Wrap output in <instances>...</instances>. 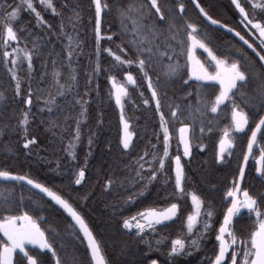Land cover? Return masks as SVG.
<instances>
[{"label": "trees", "instance_id": "trees-1", "mask_svg": "<svg viewBox=\"0 0 264 264\" xmlns=\"http://www.w3.org/2000/svg\"><path fill=\"white\" fill-rule=\"evenodd\" d=\"M102 1L107 7L101 16V38L97 42L94 0H52L56 7L55 13L41 0H33L36 10L47 23L38 21L35 13L26 4L22 5L21 0H0V5H4L0 8V17L11 12L14 7L19 6L20 9L13 21L19 38L7 41V47L2 38L3 23L0 22V169L28 175L69 200L84 216L100 243L106 264H151L152 260L158 264H211L219 248L216 240L219 224L223 222V214L231 203L227 191L233 187L234 180L239 179L251 129L264 114V108L259 103L260 79L252 74L264 70L260 68L261 63L256 55L235 37L209 25L197 11L193 0H158L166 15L168 8L173 9L182 38L187 39L185 22L196 23L199 34H207L206 42L217 55L228 57L230 61L240 60L242 70L247 74L246 82L238 83L232 99L250 117L248 126L235 133L231 154L222 161L218 156L219 140L224 128L230 126L232 100L221 105L217 113H211L210 107L208 111L201 107L200 112H195L198 85L202 83L204 91L211 93L210 99H214L219 92V83L189 79L186 68L171 82H165L161 76L162 83L158 91H164L167 95L160 97V111L168 120L172 135L168 146L169 156L160 170L163 131L160 113L156 110L147 80L139 71L138 64L121 65L107 51L111 48L125 59L136 58L135 49L128 43L131 34H125L117 13V6L126 5L129 0ZM199 2L209 15L238 30L264 54V44H261L258 31L254 25L244 26L246 21L232 0ZM240 2L248 12V19L264 22V9L253 7L252 0ZM181 3L185 6L182 12L179 9ZM73 11L79 13V20L69 23ZM62 22L65 25L63 30L60 28ZM49 25L52 27L49 28ZM128 27L131 28L130 23ZM63 32L74 38L78 36L79 43H73L70 49L68 37ZM33 43L38 48L33 49ZM17 45L21 49L33 51L31 69L22 53L16 65L11 63L16 54L12 49ZM121 45L127 51H123L119 47ZM5 50L9 52L7 63L3 57ZM69 50L73 52L71 58L68 57ZM198 55L201 60L210 59L205 51L199 50ZM179 59L181 64H185L183 55ZM9 69L16 71L19 77V94L15 87L16 80ZM210 70L215 71V68L210 67ZM128 71L135 76L137 85H126L129 95L124 98L123 112L130 121L129 129L134 135L130 147L124 149L121 143V108L112 95L109 77L116 76L118 81H126L124 73ZM54 72H59V83L65 85L63 90L56 85ZM73 75L75 80H70L69 77ZM150 75L155 80L156 70H150ZM29 87L33 90L31 105L26 103ZM241 93H244L243 97ZM50 98H54V103H48ZM145 99L149 100L148 104H144ZM170 105L180 106L179 119L171 118ZM189 105L192 106L195 119L189 116ZM24 112L29 113L27 136L24 134L25 125L19 123ZM201 112L204 114L201 115ZM181 123L190 125L189 156L183 155V143L179 140ZM77 128L80 136L74 143L73 157L69 154V144L74 140ZM32 136L36 137L35 143L25 148L24 140ZM262 148L264 130L252 156L260 155ZM146 152L148 155H145ZM153 153L157 154L155 160L151 159ZM176 155L181 156L185 172V192L195 191L204 202L203 210L211 208L214 213L212 225L200 240L198 248L187 246L192 239V234L187 233L185 222L187 214L193 210L191 197L170 198L178 192L175 188ZM142 163L144 167H141ZM148 164L152 167L148 168ZM81 167L85 170V177L80 184H76ZM258 167L257 161L251 157L242 188H247L250 194L256 196L260 207L264 208V172L258 175ZM154 170L157 171V177L149 182L148 178ZM137 172L140 174L137 175ZM109 180L113 183L106 187ZM130 196L133 199L129 200ZM5 199L11 201L10 214L20 215L27 211L37 218L56 249V257L60 258L61 264H95L82 232L77 226L71 227L75 224L71 216L50 197L27 181L0 178V202ZM172 202L180 206L178 216L156 225L155 230L139 232L123 224L124 219L134 217L141 211L148 208L162 209ZM38 206L41 211L35 210ZM203 210L201 220L207 219ZM3 211L4 208L0 206V212ZM254 218V213L244 211L239 218L234 219V228L239 236H246L252 230ZM202 227V223L198 224L193 231L199 233ZM177 236L186 240V250L170 256L171 242ZM0 241L6 242L3 233H0ZM29 253L37 257L39 264H56L50 251L30 249ZM17 258L16 255L14 264Z\"/></svg>", "mask_w": 264, "mask_h": 264}, {"label": "snow or ice", "instance_id": "snow-or-ice-1", "mask_svg": "<svg viewBox=\"0 0 264 264\" xmlns=\"http://www.w3.org/2000/svg\"><path fill=\"white\" fill-rule=\"evenodd\" d=\"M45 3L53 13L56 12V7L52 3V0H41ZM235 7L242 14L244 20L246 21L245 27L249 24L254 25L255 29L259 32V37L261 38V44H264V22L260 20L248 19V12L241 4L240 0H232ZM147 3V6H146ZM21 4H26L27 8L35 13L38 21L47 23L43 21V17L40 12L36 10L33 0H21ZM95 4V33L96 40L99 42L100 36V16L102 8L107 7L106 4L102 5L101 0H94ZM196 6L199 8L200 12L213 24H220L221 21L213 19L211 15L200 6L199 0H196ZM4 5H0V8ZM184 4H179V9L181 12L184 10ZM253 7L264 8V4L253 3ZM19 6L12 8L11 12H7L0 17V22L3 23V33L2 38L5 41V47H7V41L18 40L17 30H14L13 21L17 18L19 13ZM168 15L162 10L161 5L158 0H129L126 5H118L117 13L121 20L122 27L125 34H131L128 38V43L135 49L137 55L135 59H125L123 56L117 54V52L112 51L109 48L107 51L115 58L117 62L121 65H131L138 64L139 71L142 73L143 78L147 80V87L151 89V97L155 99L156 110L160 113V127L163 131V155L159 157L160 170L164 168L165 158L169 156V142L172 133L169 131V122L165 118V115L161 108V96H166L167 93L164 91H158V87L161 85V76H163L165 82H171L174 77L182 74L184 69H187V74L189 79L195 78L197 82H219V92L215 94L214 99H210L211 93L204 91V85L201 83L196 89L197 96V106L195 107V112H200L201 107L205 111L209 110L211 113H217L218 108L224 104L227 100H232L231 104V121L230 126H226L223 130V134L219 140V159L224 158V154L227 152L231 154V149L234 145L235 133L243 131L249 124V113L246 112L240 105L236 103L232 96L234 95V90L238 88V82H246V71L242 70L240 60H229L228 57L219 56L216 52L209 46L207 41V34H199L198 25L196 23L185 22L184 32L187 39L181 37V28L175 23L174 11L172 8L167 9ZM157 18L159 22H157ZM73 20H79V13L73 11L71 17H69V23ZM145 21H148L145 23ZM128 23L131 24V28L128 27ZM225 28L229 25L224 24ZM52 26L49 25V28ZM63 30L65 25L63 22L60 25ZM73 28L75 25L73 24ZM231 31L235 32L237 36H240L241 40H244L249 47H254L249 41L245 40L241 36L240 32H237L235 28ZM62 34L68 37V47L71 49L73 43H79V37H72L70 34L63 32ZM159 41V42H158ZM122 48V45L119 46ZM38 48L36 43H33V49ZM197 48L203 49L207 56L210 58L207 61L201 60L196 55ZM127 51V49H123ZM12 52L17 55L13 56L11 63L16 65L20 59V54H23L28 62V68H32V57L33 51L27 49H21L19 45L12 49ZM97 52H99V46L97 47ZM260 61H264V54L257 53ZM73 52L68 51V57L71 58ZM183 55L185 59V64H181L179 57ZM3 57L7 63V58L9 57V52L5 50L3 52ZM210 67H214L215 71H211ZM99 64H97V69ZM260 68L264 70V64L260 65ZM150 70H156L157 75L155 80L152 75H150ZM12 78L16 80V91L17 94L20 92V80L16 71L9 69ZM260 79L261 87L258 89L260 100L259 103L262 108H264V71L254 72ZM56 85L63 90L65 85L59 83V72L53 73ZM126 81H118L116 76H110L109 79L112 81V95L115 97L116 104L121 108L120 120L123 124V135L121 138V143L124 149H128L132 142L134 133L130 131L129 125L130 121L125 118L123 108H124V98L129 95V89L126 85H137V80L131 71L125 72ZM70 80H75V76H70ZM70 87V85H69ZM29 95L27 97L26 103L31 105L32 103V88L28 89ZM190 94V93H189ZM244 93H241L243 97ZM48 103H54V98H50ZM149 100L145 99L144 104H148ZM247 104L248 102L245 101ZM170 107V115L173 120L179 119V105L176 107ZM189 116L195 119L193 112L191 111L192 106L189 105ZM82 111H85L82 109ZM204 113L201 112V115ZM28 112L23 113V119L19 123L25 125L24 134L27 136V123H28ZM79 124V121H77ZM190 125L187 123H181L178 129L179 140L184 145V156H189L191 151V140L189 138ZM264 130V116H260L259 121L255 124V127L251 129V136L247 143V152L244 154V160L247 161L249 154L253 151L254 144L257 140V133ZM203 132V128H201ZM79 128H77L74 140L69 144V154L73 155L72 151L74 143L79 140ZM36 137L32 136L30 139L24 140V146L27 148L30 144L35 143ZM91 143V139L89 140ZM203 147V145H200ZM145 155H148L146 152ZM142 159V158H141ZM151 159H157V154L153 153ZM175 160V188L178 190L177 195L170 197L173 200L191 197V203L193 210L187 214L186 226L187 233L192 234V239L190 244L194 248L200 247V240L209 231L212 225V216L214 215L211 208L203 210V200L200 195L195 191L185 192L183 187V181L185 179V172L183 165L181 164V156L176 155ZM259 163L261 167H258L257 172H264V148L261 149V154L259 157ZM145 165L142 163L141 167ZM148 168L152 165L148 164ZM140 173L137 172V175ZM240 178L245 175L244 168L240 167L239 170ZM85 177V170L83 167L79 169L77 174L76 184H80L81 180ZM157 177V171L151 172V177H149V182ZM0 178H5L6 180H24L27 181L29 185H34L35 188L40 189L42 192L47 193L49 197H52L58 204H60L71 216L75 224L71 227H79V230L83 232L84 237L87 239V246L91 250V258L95 261V264H106V260L101 251L100 243L97 241L92 230L89 228L84 216L77 210L73 204L65 199L62 195L53 191L52 188L47 187L45 184L38 182L35 179L30 178L28 175H19L17 173L0 169ZM143 179V177H141ZM113 183L112 180L107 181L106 187ZM242 191V198H241ZM227 196L231 198V204L228 206L226 212L223 214V222L219 224V229L217 231L216 240L219 242L218 252L215 254L212 264H228V260L225 259L226 254L230 252L231 264H264V208H261L259 201L256 196L249 193L247 188L241 189V184L238 180H234V185L227 191ZM21 199H23L21 197ZM129 200L133 197H128ZM10 204L11 201L5 199L0 202V206L4 208L3 212H0V233L7 238L6 242L0 241V264H13V255L17 254L16 264H39L36 256L31 255L28 250V245H38L39 249L51 250L52 254L56 256V249L50 242L46 231L37 223V218L29 215L27 211L20 215L10 214ZM179 205L176 202L170 203L167 207L162 210H157L156 208H148L136 214V216L131 218H126L123 224L126 228H132L135 221V227L139 232H144L145 228L155 230V226L161 224L164 221L171 220L173 217L178 216ZM242 209H246L249 213H254L255 218L252 221V230L246 236H239L234 228V218H239ZM36 211H41L42 209L38 206ZM202 210L207 219L201 220ZM203 224L202 229L199 233H195L193 230L198 224ZM51 230V229H50ZM17 250L19 252L17 253ZM186 250V240L177 236L171 242V248L169 255L182 253ZM56 264H61L60 258L56 257ZM151 264H158L156 260H152Z\"/></svg>", "mask_w": 264, "mask_h": 264}, {"label": "water", "instance_id": "water-1", "mask_svg": "<svg viewBox=\"0 0 264 264\" xmlns=\"http://www.w3.org/2000/svg\"><path fill=\"white\" fill-rule=\"evenodd\" d=\"M193 2H194V5H195V7H196V9H197V11L199 12V14L202 16V18L209 24V25H211V26H214V27H218V28H220V29H222L223 31H225V32H227L228 34H230V35H232L233 37H235L244 47H246L249 51H251L253 54H255L256 55V57L259 59V56H258V54L257 53H260L256 48H255V46L254 47H249V44H246L245 42H244V40H241V38H240V36H237L236 35V33L235 32H233V31H231V29H232V27L231 26H229L228 28H225L223 25H224V23H220V24H213L212 23V21H209L204 15H203V13H201L200 12V10H199V8L196 6V0H193ZM199 4H200V2H199ZM200 6H202L201 4H200ZM214 19V18H213ZM216 20V19H215ZM237 32H239L238 30H236ZM241 34V33H240ZM241 36H243L244 38H245V40H247V41H249V43H251L252 45H253V43L248 39V38H246L244 35H242L241 34ZM261 54V53H260ZM260 61V60H259ZM260 63L261 64H264V61H260ZM263 116H264V114H263ZM263 131V130H262ZM262 131H260V132H258L257 133V140H256V143L254 144V147H253V151H254V149H255V147H256V144H257V142H258V140H259V137H260V135H261V133H262ZM251 136V135H250ZM253 151L249 154V157H248V160L247 161H245V160H243V163H242V167L244 168V172L246 173V170H247V167H248V163H249V161H250V159H251V157H252V154H253ZM247 152V151H246ZM257 163H258V165H259V167H261V164L259 163V159L257 160ZM261 173L262 172H258V175H261ZM244 177H245V175H244ZM244 177L243 178H240V175H239V179H238V181H239V183L241 184V188H242V184H243V181H244ZM31 186H33L34 187V185H31ZM35 188V187H34ZM37 189V188H36ZM37 190H39V191H41L40 189H37ZM42 192V191H41ZM44 193V192H43ZM45 195H47V193H44ZM48 196V195H47ZM49 197V196H48ZM51 199H52V197H50ZM52 200H54V199H52ZM55 201V200H54ZM56 202V201H55ZM57 203V202H56ZM58 204V203H57ZM60 205V204H59ZM61 206V205H60ZM62 207V206H61ZM63 208V207H62ZM64 209V208H63ZM163 209V208H162ZM162 209H158V211L159 210H162ZM65 210V209H64ZM66 211V210H65ZM67 212V211H66ZM68 213V212H67ZM69 214V213H68ZM70 215V214H69ZM174 218V217H173ZM172 218V219H173ZM171 219V220H172ZM171 220H168V221H171ZM75 222V221H74ZM164 222H167V221H164ZM78 227V226H77ZM79 228V227H78ZM82 232V231H81ZM82 234H83V232H82ZM83 236H84V234H83ZM5 238V240H7V238L6 237H4ZM86 239V238H85ZM86 241H87V239H86ZM91 251V250H90ZM13 259H14V255H13ZM225 259L227 260L228 259V254H226V256H225ZM94 263H95V261H94ZM212 264V263H211Z\"/></svg>", "mask_w": 264, "mask_h": 264}, {"label": "rangeland", "instance_id": "rangeland-1", "mask_svg": "<svg viewBox=\"0 0 264 264\" xmlns=\"http://www.w3.org/2000/svg\"><path fill=\"white\" fill-rule=\"evenodd\" d=\"M252 2L253 3H256V4H264V0H252ZM101 3H102V5H104V3H103V1L101 0ZM259 9H264V8H260V7H258ZM104 10H105V7L104 8H102V11H101V16H102V14H103V12H104ZM101 16H100V20H101ZM258 34H259V32H258ZM259 37V36H258ZM259 39H261L260 37H259ZM199 50H202V51H204L203 49H200V48H197V50H196V55L199 57V55H198V51ZM15 55H17V54H15ZM200 58V57H199ZM201 59V58H200ZM191 79H194L195 80V78H191ZM215 82H217V83H219L218 81H215ZM239 83V82H238ZM228 101V100H227ZM227 101H225V102H227ZM224 102V103H225ZM247 127V126H246ZM183 148H184V145H183ZM229 155V153H225L224 154V158L223 159H221L222 161H225V158L227 157ZM259 157H260V155L259 154H255V155H253L252 156V160H255V161H257L258 159H259ZM241 189H243V188H241ZM241 198H242V191H241ZM228 198H230V197H228ZM230 201H231V198H230ZM231 204V203H230ZM244 211H247L246 209H242L241 210V213L242 212H244ZM240 213V214H241ZM240 214H238V215H240ZM235 219V218H234ZM37 223H39L38 222V220H37ZM132 223H133V227H132V229H136V227H135V221H132ZM138 230V229H137ZM145 230H153V229H148V228H145ZM144 230V231H145ZM219 243V242H218ZM34 248H36L37 250H40V251H50V252H52L51 250H47V249H39V246L38 245H35V247ZM33 249V248H32ZM231 248L229 249V254H228V264H231V260H230V252H231ZM55 257V259H56V256H54Z\"/></svg>", "mask_w": 264, "mask_h": 264}, {"label": "flooded vegetation", "instance_id": "flooded-vegetation-1", "mask_svg": "<svg viewBox=\"0 0 264 264\" xmlns=\"http://www.w3.org/2000/svg\"><path fill=\"white\" fill-rule=\"evenodd\" d=\"M28 247V250H30V249H36V248H34L35 247V245H28L27 246ZM37 250V249H36ZM19 252V250H17V253ZM17 254H14V257L16 256ZM13 264H14V259H13Z\"/></svg>", "mask_w": 264, "mask_h": 264}]
</instances>
